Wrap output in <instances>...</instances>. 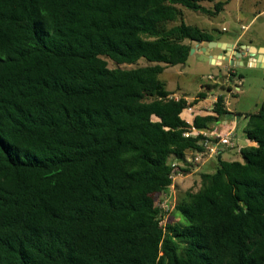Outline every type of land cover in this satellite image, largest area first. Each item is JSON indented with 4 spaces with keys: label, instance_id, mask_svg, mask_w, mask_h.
Returning <instances> with one entry per match:
<instances>
[{
    "label": "trees",
    "instance_id": "16d2710c",
    "mask_svg": "<svg viewBox=\"0 0 264 264\" xmlns=\"http://www.w3.org/2000/svg\"><path fill=\"white\" fill-rule=\"evenodd\" d=\"M204 1L0 0V264H264V105L244 115L241 161L214 156L179 222L159 223L171 161L202 151L184 134L228 114L218 94L186 122L206 93L175 99L159 78L216 42L181 20L227 4Z\"/></svg>",
    "mask_w": 264,
    "mask_h": 264
},
{
    "label": "rangeland",
    "instance_id": "374dc122",
    "mask_svg": "<svg viewBox=\"0 0 264 264\" xmlns=\"http://www.w3.org/2000/svg\"><path fill=\"white\" fill-rule=\"evenodd\" d=\"M217 2H227L217 16L210 17L200 12L180 8L181 20L211 33L216 40L232 42L239 38V47L245 46L244 50L246 51L264 49V0H211V2H201V6L213 11L214 4ZM179 22L180 20L177 23ZM195 45L193 44V47ZM217 52H219L218 49H211L212 54ZM250 54L251 51L247 52L246 57L239 64L232 65L230 62L222 61L221 66L201 61L196 54H189L184 64L166 68L159 78L167 91L180 97L185 96L190 101L196 97L197 93L207 92L206 87L216 84V81L210 80L208 77L218 79L223 76L225 86L233 92L236 91V86L240 81L237 94L233 95L226 89L216 88L212 94H207L205 99L195 104L196 108H208L218 94H223L231 111H239V114H253L264 105V63L254 65L256 59ZM107 62L109 68L117 67L113 62L109 60ZM145 65L146 61L140 59L137 64L119 67L130 69ZM224 67L233 70L235 78L227 77L228 72H223ZM222 158L226 161H241L239 154L223 155ZM198 166L200 167L194 173H184L175 178L172 192L168 191L172 195L171 206L173 207L165 217L164 227L179 222L180 217L174 211V205L185 191H195L198 188L200 173L212 174L215 172L217 158L208 159ZM160 199L161 195H157L156 203Z\"/></svg>",
    "mask_w": 264,
    "mask_h": 264
},
{
    "label": "crops",
    "instance_id": "0c3cea01",
    "mask_svg": "<svg viewBox=\"0 0 264 264\" xmlns=\"http://www.w3.org/2000/svg\"><path fill=\"white\" fill-rule=\"evenodd\" d=\"M238 41H239V38H237L235 41H232V42L224 41V40H216L217 46L214 48L218 49L219 52L212 54L211 49H210L209 54L211 56H216V55H220V54L224 53V51L221 49V45L224 44L226 49H228V53L229 52L231 53V56L229 57V60L227 62H230L232 65L233 64H239V63H241V60L244 57H246V53L249 51L244 50V49H246L245 46H242L240 48ZM193 44H195V43H193ZM206 45H207L206 43H203L199 47H206ZM224 46H222V47H224ZM221 65L222 64L217 65V66H221ZM223 72L224 73L228 72L229 74L234 73L233 70H231L228 67H224ZM221 79L224 80L223 76L218 78V81L221 82ZM204 93H206V95H207V94H212L213 92L210 91V92H204ZM173 97L175 99H177L180 96L173 95ZM185 99L188 102H191L186 97H185ZM215 99L216 98H214L212 100L211 105H209L208 108L198 109V108H196V105H193L192 107L188 108V110H186L182 113V115H181L182 118L186 122L191 123L194 116L202 114L203 111H205V110L209 111L211 109L212 104L214 103ZM227 111H228V114L225 115L222 119H220L219 122L216 125H214V127H213V129H218L223 134L230 135L232 142L234 144V146L232 148L227 149V151H224L221 153V155H220L221 158L223 157V155L230 156V155H234V154H239L240 148L251 145V143L246 139V136L244 134V128L247 124V119L244 116L245 114H239L240 113L239 111H231L228 107H227ZM200 166L193 168V170L190 174L194 173Z\"/></svg>",
    "mask_w": 264,
    "mask_h": 264
},
{
    "label": "built area",
    "instance_id": "2783aa9c",
    "mask_svg": "<svg viewBox=\"0 0 264 264\" xmlns=\"http://www.w3.org/2000/svg\"><path fill=\"white\" fill-rule=\"evenodd\" d=\"M231 75L228 73L227 77H230ZM226 77V78H227ZM208 79L217 81V79L213 77H208ZM239 85L240 81L238 82V85L236 86V91L233 92L230 90V93L235 95L239 92ZM227 106V103H226ZM228 107V106H227ZM198 135H202V141L201 147L202 151H196V152H187L185 156L182 159H173L170 163V166L172 168V186L168 188L167 190L160 193L161 199L156 203V206L160 210L159 214V223L161 226L164 227L165 217L166 215L171 211L172 207V195L168 193V191L173 190L174 187V180L175 178L182 175L180 172V168L185 167H191V166H197L198 164L203 163L204 161L213 158L221 151L230 149L234 146L231 136L228 134L221 133L218 129H211L210 131L202 132L197 130H190L187 133L184 134L185 137H195Z\"/></svg>",
    "mask_w": 264,
    "mask_h": 264
},
{
    "label": "water",
    "instance_id": "95a60500",
    "mask_svg": "<svg viewBox=\"0 0 264 264\" xmlns=\"http://www.w3.org/2000/svg\"><path fill=\"white\" fill-rule=\"evenodd\" d=\"M195 47H193L190 50L189 54H196L197 58L201 61H206L209 62L212 65H219L221 64L222 61H228L229 57L231 56V53H228V49L223 45H221V49L224 51V53L216 56H211L209 54V50L216 47L217 43L216 42H209L206 43V47H202L199 49V46L203 44V42H195ZM224 46V47H222ZM251 51V56H254L256 59V62L254 65H259L261 63H264V49L256 50V49H249ZM221 82H223V79H221Z\"/></svg>",
    "mask_w": 264,
    "mask_h": 264
}]
</instances>
